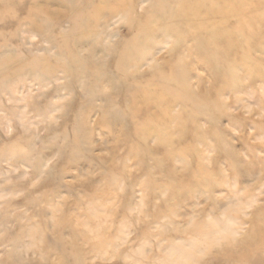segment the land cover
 <instances>
[{
    "label": "rangeland",
    "instance_id": "1",
    "mask_svg": "<svg viewBox=\"0 0 264 264\" xmlns=\"http://www.w3.org/2000/svg\"><path fill=\"white\" fill-rule=\"evenodd\" d=\"M0 264H264V0H0Z\"/></svg>",
    "mask_w": 264,
    "mask_h": 264
}]
</instances>
